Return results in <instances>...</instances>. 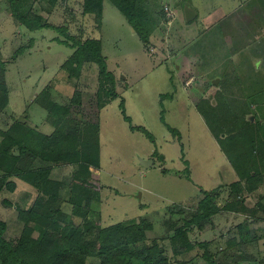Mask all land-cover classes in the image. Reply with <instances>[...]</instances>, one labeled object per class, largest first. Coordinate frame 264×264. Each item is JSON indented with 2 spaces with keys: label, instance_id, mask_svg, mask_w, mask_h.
I'll return each instance as SVG.
<instances>
[{
  "label": "rangeland",
  "instance_id": "obj_1",
  "mask_svg": "<svg viewBox=\"0 0 264 264\" xmlns=\"http://www.w3.org/2000/svg\"><path fill=\"white\" fill-rule=\"evenodd\" d=\"M135 1L146 43L109 0H103L100 23L93 13H83V0H56L54 5L29 0L42 23L52 26L34 31L20 25L8 1L0 0V61L8 91L0 131L17 120L51 135L53 104L67 106L77 91L80 106L73 107V115L98 138V166L89 167L94 191L85 206L86 199L72 191L78 165H58L50 172L61 184L54 207L77 225L85 218L103 228L140 224L144 243L157 242L168 263L175 264L174 229L185 224L201 200L211 196L222 208L232 193L242 202L239 211L220 209L212 225L189 234L194 247L179 259L209 264L203 256L207 251L214 263L234 264L241 252L247 258L242 264H264V0ZM185 6L198 14L189 23ZM222 18H228L224 29L218 24ZM72 37L99 42L117 94L107 104L98 106L108 99L109 82L97 64L84 63L73 78L62 68L77 48ZM210 108L220 112L207 115L210 123L221 118L216 126L228 130L220 138L236 135V146L244 145L252 157L260 155L251 163L255 191L243 185V191L234 192L232 185L240 179L203 115ZM236 146L226 144L229 154H237ZM50 166L32 163L29 169ZM8 181L17 188L2 186L0 220L6 236L13 237L24 226L19 211L41 197L34 187H22L18 177Z\"/></svg>",
  "mask_w": 264,
  "mask_h": 264
},
{
  "label": "trees",
  "instance_id": "obj_2",
  "mask_svg": "<svg viewBox=\"0 0 264 264\" xmlns=\"http://www.w3.org/2000/svg\"><path fill=\"white\" fill-rule=\"evenodd\" d=\"M13 18L30 31L43 27H52L42 23V18L29 0H7ZM52 5L56 0H49ZM124 15L129 24L138 32L140 39L146 43L147 34L142 33L138 24L140 17L135 0H109ZM103 0H83V13H93L98 23L101 21ZM76 50L72 56L62 65L69 78L77 77L82 65L86 62L97 64L100 74L105 75L109 84L107 85V101L100 105L107 104L110 99L117 96L113 87L115 81L107 71L104 57L100 52V44L95 40L81 42L72 37ZM5 63L0 61V113L3 112L8 103V91L3 72ZM104 85L100 86L103 88ZM112 90V91H110ZM99 95V93H98ZM80 106V96L74 92L67 106L53 104L50 112L51 124L55 127L54 132L47 136L42 135L30 128L26 121H14L6 131H0V190L4 185L10 191L15 189L14 182H7L10 177H18L22 182L34 187L40 192L38 200L29 210L19 211V219L24 226L19 235L6 236V223L0 220V264H133L140 260V264H169L163 255L162 249L155 241L152 244L144 243L146 235L140 224H116L110 227H100L98 223L85 218L81 225L75 224L68 219V215L61 209L54 207L53 202L57 198L61 186L50 178L51 168L63 164L78 165V172L74 176L72 191L86 199L85 206H89V199L92 197L94 186L90 180L91 171L89 167L98 166L99 144L96 142V132L88 135V126L84 129L81 119L73 115V107ZM203 108V107H202ZM77 110V109H76ZM201 114L203 109L200 108ZM220 114L215 108H210L206 116L211 132L230 161L234 162L235 170L240 181L234 183V192L243 191V185L249 192L256 190V168L251 167L253 160L260 155L252 157L251 152L245 153L244 145L236 146L238 142L236 135L225 138L219 136L226 130L217 127L222 119H215L216 124L212 125L209 120V113ZM249 124V123H248ZM96 127V125H94ZM225 126V121H224ZM234 144L238 149L237 154H229L226 144ZM238 147V148H237ZM244 148V149H243ZM240 160L236 162L235 160ZM262 160V159H261ZM50 162L48 168L29 169L32 163ZM236 162V163H235ZM255 171V172H253ZM82 177V180L79 178ZM79 180V182H77ZM95 189L97 187L95 186ZM45 196L47 197L45 199ZM230 194V201L222 208L216 206L211 196L201 200L197 211L185 221L184 225L176 227L170 237V247L176 259L175 264H185L179 257L191 251L194 243L191 242L189 234L201 232L208 224L212 225V216L220 209L228 212H238L242 204L240 197ZM17 209V207H16ZM234 243V242H233ZM233 243L229 244L232 245ZM206 246V242L202 244ZM201 245V246H202ZM206 251L203 256L214 263L212 257ZM246 256L241 252L236 255L234 264H242ZM135 264V262H134ZM226 264V263H223Z\"/></svg>",
  "mask_w": 264,
  "mask_h": 264
},
{
  "label": "water",
  "instance_id": "obj_3",
  "mask_svg": "<svg viewBox=\"0 0 264 264\" xmlns=\"http://www.w3.org/2000/svg\"><path fill=\"white\" fill-rule=\"evenodd\" d=\"M184 18L187 22H191L192 20H194L196 18V12L194 10H192L191 8H189L188 6L184 7ZM218 81V80H217ZM215 84L217 83L216 80L213 81ZM250 120H253V117H250ZM146 165V163H144Z\"/></svg>",
  "mask_w": 264,
  "mask_h": 264
},
{
  "label": "crops",
  "instance_id": "obj_4",
  "mask_svg": "<svg viewBox=\"0 0 264 264\" xmlns=\"http://www.w3.org/2000/svg\"><path fill=\"white\" fill-rule=\"evenodd\" d=\"M244 1H247V0H244ZM216 13H217V12L215 11L214 15H215L216 17H217V16H221V15H222V17H223V13H220V11H218V13H217L218 15H217ZM197 17H198V14L196 13V18H197ZM227 19H228V18H222V20H220V21L218 22V24H220V23L223 24V27H222L223 29L225 28V24H224V22L227 21ZM188 23H189V22H188ZM226 23H227V25L230 24V22H226ZM220 27H221V26H220ZM223 34H225L224 31H223ZM193 57H194V56H193ZM20 182L23 183V184H21L22 187H24V186H26V185L29 186L28 184H26V183H24V182H22V181H20ZM16 188H17V185H16V187H15V190H16Z\"/></svg>",
  "mask_w": 264,
  "mask_h": 264
},
{
  "label": "built area",
  "instance_id": "obj_5",
  "mask_svg": "<svg viewBox=\"0 0 264 264\" xmlns=\"http://www.w3.org/2000/svg\"><path fill=\"white\" fill-rule=\"evenodd\" d=\"M167 9H168V8H166V10H167ZM167 15H168V16H171V15H172V13H169V12H168V14H167Z\"/></svg>",
  "mask_w": 264,
  "mask_h": 264
}]
</instances>
